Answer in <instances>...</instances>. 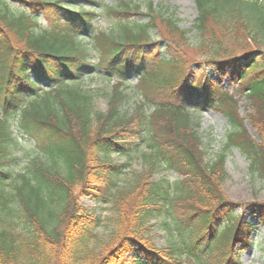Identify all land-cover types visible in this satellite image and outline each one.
Masks as SVG:
<instances>
[{
	"label": "trees",
	"instance_id": "trees-1",
	"mask_svg": "<svg viewBox=\"0 0 264 264\" xmlns=\"http://www.w3.org/2000/svg\"><path fill=\"white\" fill-rule=\"evenodd\" d=\"M86 1L92 6L0 0V264H243L242 252L264 227V204L230 201L223 185L231 149L264 183V1L194 0L192 30L147 0ZM101 16L112 33L96 31ZM160 26L162 41H155ZM208 70L228 79L232 92ZM97 71L117 79L106 113L95 112V93L79 85ZM130 76L138 78L143 101L124 113ZM238 97L253 111L259 141L240 118ZM205 108L231 124L222 151L208 161L195 117ZM13 116L63 173L36 159L7 191L9 147L16 143L6 124ZM114 154H140L146 172L126 180L129 164L112 160ZM158 168L179 178L155 179ZM78 187L92 210L80 204ZM152 228L166 234L162 249L151 243Z\"/></svg>",
	"mask_w": 264,
	"mask_h": 264
},
{
	"label": "rangeland",
	"instance_id": "rangeland-1",
	"mask_svg": "<svg viewBox=\"0 0 264 264\" xmlns=\"http://www.w3.org/2000/svg\"><path fill=\"white\" fill-rule=\"evenodd\" d=\"M102 6H114L116 4L115 0H98ZM138 1V0H136ZM143 1V0H142ZM153 3V5L160 9L164 7L167 9L169 16L176 21L179 28L183 30H192L195 20L197 19L198 12L194 0H147ZM264 1V0H263ZM80 4L84 7H91L92 5L86 0H80ZM74 5H77L74 3ZM142 12L146 13V6H143ZM147 20L146 16L140 19V22H145ZM43 24L46 23L43 20ZM113 24L105 17L101 16L97 19L95 23V29L98 32H113ZM163 26L155 31L152 35V39L155 41H162L164 34ZM195 32L193 31L189 37L190 42L193 47L186 49V53L194 57L197 50L195 49L197 45V40L195 39ZM177 37V36H175ZM93 60L94 57H91ZM97 59V58H96ZM208 75L222 84L226 89L230 82L228 79L223 81V77L220 73L209 70ZM137 77L130 76L128 78V83L126 85V93L128 95L127 100L122 106L124 113H127L134 109L136 106L140 105L143 101L141 93L136 88ZM116 79L112 76H108L104 73L98 74H87L79 81V85L86 91H92L95 93L94 99V109L95 112L106 113L109 108L110 95L112 93L113 86L116 84ZM45 87V86H44ZM239 115L240 118L245 121V127L250 134V136L259 141L258 132L252 125L249 115L253 113L252 109L249 108V104L245 99H239ZM195 117L199 123L198 135L201 138V151L204 152L206 160H212L220 151H222L226 136L231 131V124L228 119L218 111L212 110L210 108L200 109L195 114ZM16 117L10 118L6 124V129L12 134V138L15 144L9 147V152L13 161L8 165L13 173L12 179L8 180L6 184L7 191H13V186L16 182L20 183V174H27V169L33 161L38 159L52 168L49 162H46L45 158L41 157V154L35 146V142L28 137H25L18 126ZM111 159L120 164H129V170L125 176L126 180L135 178L147 170V160L144 159L140 154L134 155L132 160H129L125 156L112 155ZM58 168H52L53 170L60 171L63 173V168L59 165ZM226 171L227 180L223 185V193L228 200L233 201L238 204H244L251 207L253 203L260 202L264 204V183L260 182L257 178L250 175L249 172V161L243 156L237 149H231L228 153L226 160ZM167 177L171 181L177 180L179 177L177 174L170 172L164 168H158L157 172L154 174L155 179H160L162 177ZM17 177V178H16ZM15 180V181H14ZM14 181V182H13ZM93 183V181H91ZM82 187L76 189L77 199L80 204L88 210H92L95 207L92 199L86 198L81 191ZM101 210V209H100ZM103 217L109 215V210L107 206H102L100 213ZM244 215L243 217L250 224H255L257 218L250 215L249 212H243L237 210V216ZM154 223V222H153ZM151 238V243L158 249H162L166 245V234L163 231L152 228L148 233ZM252 240L254 245L242 252V262L243 264H264V227H259L257 233H253ZM124 259V258H123ZM123 264H125L123 260Z\"/></svg>",
	"mask_w": 264,
	"mask_h": 264
}]
</instances>
